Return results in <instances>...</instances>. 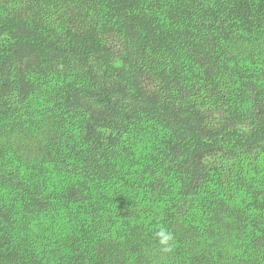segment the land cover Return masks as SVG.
<instances>
[{"label":"trees","instance_id":"obj_1","mask_svg":"<svg viewBox=\"0 0 264 264\" xmlns=\"http://www.w3.org/2000/svg\"><path fill=\"white\" fill-rule=\"evenodd\" d=\"M0 264H264V0H0Z\"/></svg>","mask_w":264,"mask_h":264},{"label":"clouds","instance_id":"obj_2","mask_svg":"<svg viewBox=\"0 0 264 264\" xmlns=\"http://www.w3.org/2000/svg\"><path fill=\"white\" fill-rule=\"evenodd\" d=\"M155 237L157 238L159 245L161 246V251L167 253L173 250L172 242L174 241V236L172 232L162 227L155 232Z\"/></svg>","mask_w":264,"mask_h":264}]
</instances>
